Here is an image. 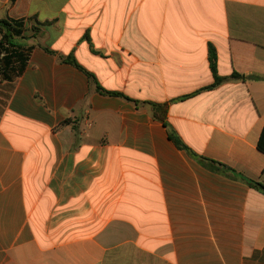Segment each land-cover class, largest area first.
I'll return each mask as SVG.
<instances>
[{
	"label": "crops",
	"instance_id": "1",
	"mask_svg": "<svg viewBox=\"0 0 264 264\" xmlns=\"http://www.w3.org/2000/svg\"><path fill=\"white\" fill-rule=\"evenodd\" d=\"M9 18L49 24L0 81V264H264V0H0Z\"/></svg>",
	"mask_w": 264,
	"mask_h": 264
},
{
	"label": "trees",
	"instance_id": "2",
	"mask_svg": "<svg viewBox=\"0 0 264 264\" xmlns=\"http://www.w3.org/2000/svg\"><path fill=\"white\" fill-rule=\"evenodd\" d=\"M48 22L41 23L36 18L25 20H15V19H2L0 20V81H13L16 78L20 77L26 70L31 52L34 46H28L24 44V41L30 40L31 38L36 39L41 34V26L48 25ZM46 52L51 55H57L55 51L50 50L48 47H43ZM60 59L65 62L76 66L87 74V76L93 81L96 85V88L99 92L107 94L110 96H124L120 93L106 91L95 78V76L83 68L75 59L73 55L67 57L60 56ZM210 62L211 69L215 76V83L209 88H215L220 85L222 82L227 80L225 77H220L217 70V52L215 48L211 47L210 49ZM233 78H245L240 74L233 75ZM125 97V96H124ZM127 98V97H126ZM128 100L129 99L127 98ZM153 107L155 118L165 122V117L167 113V108L155 103H149ZM71 120L67 119L63 121V125L70 124ZM78 129V127H75ZM172 139L175 143L182 148L181 142L175 137L172 136ZM259 150L264 153V129L262 131L259 143ZM202 162H205L212 166H216L215 161L202 158ZM219 170V167L217 168ZM251 185L259 187L264 190V186L255 182H250Z\"/></svg>",
	"mask_w": 264,
	"mask_h": 264
}]
</instances>
